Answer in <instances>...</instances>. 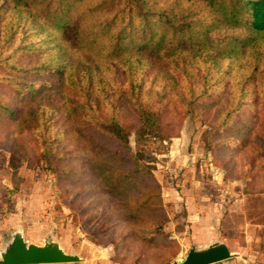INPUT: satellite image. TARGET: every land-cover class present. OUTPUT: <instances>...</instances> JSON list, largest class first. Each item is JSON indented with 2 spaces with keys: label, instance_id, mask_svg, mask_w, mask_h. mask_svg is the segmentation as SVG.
I'll return each mask as SVG.
<instances>
[{
  "label": "rangeland",
  "instance_id": "374dc122",
  "mask_svg": "<svg viewBox=\"0 0 264 264\" xmlns=\"http://www.w3.org/2000/svg\"><path fill=\"white\" fill-rule=\"evenodd\" d=\"M2 12L0 95L5 101L15 103L7 86L13 79V75H9L13 62L9 54L32 45L31 41H35L36 49L41 48L42 54L45 44L39 42V35L34 36L30 25L24 27L23 21L11 27L13 19L23 18L15 10ZM10 29L14 32L7 31ZM211 32L214 39L223 36L219 25L212 26ZM227 36L234 43L225 40L217 44L215 62L212 57L210 60L203 57L198 46L190 47L189 51L198 49L199 54L192 59L195 52L191 53L186 64L178 61V69L174 63L168 68L165 64L149 62L145 72L135 70L134 82L143 81L145 85L142 90L137 85L127 91L132 101L126 102L119 96L115 82L122 73L120 68L109 65L98 68L101 70L92 68L95 81L109 88L103 116L114 111L126 123L128 128L120 130L119 135L134 154L141 152L143 156L138 162L148 171L144 177L153 189L157 185L158 209L150 208L146 214L154 224L164 222L162 233L177 243L173 256L163 260L167 254L165 248L148 250L146 244L134 246L130 243L132 240L126 238L130 236H123L131 231L126 212L118 215L125 199L104 192L100 180L91 176L89 169L88 174L85 172L84 161L76 162L69 155L72 167L80 166L76 175L68 174V169L61 170L63 159L73 153L74 144L63 138L64 127L55 124L60 118L58 112L52 121L32 118L38 110L44 112L42 105L23 109L20 134L0 128V251L14 234L20 233L26 241L36 244L57 242L67 253L81 258L76 262L54 264H137V259L140 264H173L191 247L203 248L222 241L232 252H241L245 258L249 256L251 264H264V176L257 168L259 161L251 168L246 157L226 151L224 157L213 149L216 136L230 124L227 114L237 110L234 103L251 113L257 110L259 103L264 113V32L251 40L246 50L242 49V42L247 40L235 43L232 34ZM10 42L14 43L9 44L8 49ZM257 46L260 50H256ZM45 56L47 63L55 64L53 51ZM230 56L231 61H228ZM169 60L167 57L166 61ZM31 67L18 65L14 74L22 76L24 70ZM167 76L173 78L171 83ZM17 79L22 82L19 86L24 93V85L29 82L23 77ZM163 89L169 93L165 101L159 96ZM206 91L219 94L218 103L213 111L201 116L190 100L194 95L204 96ZM76 95L88 103L85 94ZM226 96L233 105L221 110V104L229 102ZM120 101L124 102L119 104ZM116 102L117 108L113 105ZM153 108L166 122L173 116L171 113L169 116L167 108L174 110L175 116V113L181 116L173 121L176 125L172 134L166 135L170 129H163L161 123H158V134L150 127L140 132L138 110ZM105 127L119 132L118 126L106 124ZM211 132L215 133L213 139H208ZM261 148L258 153L264 159V143ZM143 252L150 254L146 261Z\"/></svg>",
  "mask_w": 264,
  "mask_h": 264
},
{
  "label": "trees",
  "instance_id": "16d2710c",
  "mask_svg": "<svg viewBox=\"0 0 264 264\" xmlns=\"http://www.w3.org/2000/svg\"><path fill=\"white\" fill-rule=\"evenodd\" d=\"M5 9L15 10L23 17L13 19L11 27L22 21L24 27L30 25L34 36L39 35V42L45 47L40 54L41 48L36 49L35 41H31L34 47L27 42L28 46L9 54L13 58L9 72L13 79L7 86L10 97L16 102H7L0 95V128L20 134V124L24 121L22 111L31 105L44 106V112L38 110L32 115V118L42 122L52 121L58 112L60 118L55 124L64 127L63 138L70 139L74 144V151L65 156L61 170L68 169V174L76 175L80 166L72 167L69 155L76 162L84 161L85 172L88 174L89 169L90 175L100 180L104 192L125 199L118 215L126 212L131 231L123 236H130L126 238L132 240L130 243L134 246L146 244L148 250L165 248L167 254L163 260H167L175 254L177 243L162 233L163 221L154 224L146 214L150 208L158 209L159 190H155L157 185L153 189L148 178L144 177L148 171L138 162L143 156L141 152L134 154L119 135L120 130L128 128L126 123L114 111L103 116L109 88L95 81L93 69L101 70L98 68L103 65L120 68L122 73L116 78L115 85L119 96L127 102L131 100L126 95L128 90L135 89L137 85L142 90L145 85L143 81L134 82L135 70L145 72L149 62L165 64L168 68L174 63L175 69H178V61L186 64L193 52L191 58L196 57L198 49L189 51V48L198 46H201L203 57L213 58L215 62L214 48L217 44L221 45L225 40L234 43L227 36L230 34L235 43L247 40L242 42V49L246 50L247 44L264 32V0H0V12H5ZM217 25L223 30V36L218 35L220 39L212 38L211 34L212 26ZM7 31L14 32L11 29ZM13 43H8V49ZM256 50L260 48L257 46ZM50 51L55 54V64L46 62L45 54ZM167 57L170 59L168 62ZM228 61H231V56ZM37 63L40 65L34 66ZM18 65L32 67L26 72L24 70L21 76L14 74ZM18 77L29 82L24 85V93ZM166 78L170 79V83L173 80L170 76ZM162 91L159 96L165 101L169 93L165 89ZM76 94H85L88 103L82 102ZM205 95H194L190 100L201 116L213 111L218 103L219 94L206 91ZM226 97L229 102L222 103L221 110L233 105L229 96ZM121 102L124 101L119 104ZM119 104L113 103L115 108ZM234 105L237 110L227 114L230 124L216 136L213 149H217L220 156H224L226 151L230 155L246 157L251 168L258 160L257 168L264 176V159L258 153L264 143L263 110L257 106V110L251 113L244 110L241 104ZM167 109L169 116L170 113L173 115L167 122L154 108L138 110L140 132L150 127L158 134V123H161L163 129H170L166 135L172 134L176 125L173 121L181 116L178 113L175 116L174 110ZM106 124L118 126L119 132L107 129ZM215 133L211 132L207 138L213 139ZM60 141L58 146L62 150ZM142 255L144 261L150 258L148 253L143 252ZM135 263L140 264V260Z\"/></svg>",
  "mask_w": 264,
  "mask_h": 264
},
{
  "label": "water",
  "instance_id": "95a60500",
  "mask_svg": "<svg viewBox=\"0 0 264 264\" xmlns=\"http://www.w3.org/2000/svg\"><path fill=\"white\" fill-rule=\"evenodd\" d=\"M233 252L222 241L206 247H191L185 256L173 264H212L230 258ZM81 258L67 253L57 242L36 244L26 241L20 233L0 251V264H54L76 262Z\"/></svg>",
  "mask_w": 264,
  "mask_h": 264
},
{
  "label": "crops",
  "instance_id": "0c3cea01",
  "mask_svg": "<svg viewBox=\"0 0 264 264\" xmlns=\"http://www.w3.org/2000/svg\"><path fill=\"white\" fill-rule=\"evenodd\" d=\"M249 259H250L249 256H248V258L243 257L241 252H239V253L233 252V255L230 258L225 259V260L220 261V262H217V263H212V264H251L252 263L251 259H250V262H249ZM116 262H119V260H117ZM119 264H121V263L119 262ZM123 264H125V263H123Z\"/></svg>",
  "mask_w": 264,
  "mask_h": 264
}]
</instances>
